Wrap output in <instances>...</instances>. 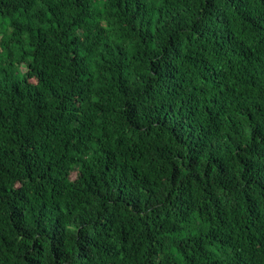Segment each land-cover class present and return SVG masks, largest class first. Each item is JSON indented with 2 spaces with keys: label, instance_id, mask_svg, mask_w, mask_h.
I'll return each mask as SVG.
<instances>
[{
  "label": "trees",
  "instance_id": "1",
  "mask_svg": "<svg viewBox=\"0 0 264 264\" xmlns=\"http://www.w3.org/2000/svg\"><path fill=\"white\" fill-rule=\"evenodd\" d=\"M0 264H264V0H0Z\"/></svg>",
  "mask_w": 264,
  "mask_h": 264
},
{
  "label": "rangeland",
  "instance_id": "2",
  "mask_svg": "<svg viewBox=\"0 0 264 264\" xmlns=\"http://www.w3.org/2000/svg\"><path fill=\"white\" fill-rule=\"evenodd\" d=\"M71 176H72V178L75 177V173L72 172V173H71Z\"/></svg>",
  "mask_w": 264,
  "mask_h": 264
}]
</instances>
